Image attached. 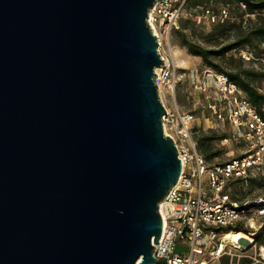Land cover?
<instances>
[{
	"label": "water",
	"instance_id": "95a60500",
	"mask_svg": "<svg viewBox=\"0 0 264 264\" xmlns=\"http://www.w3.org/2000/svg\"><path fill=\"white\" fill-rule=\"evenodd\" d=\"M159 0H0V264H156L183 161Z\"/></svg>",
	"mask_w": 264,
	"mask_h": 264
},
{
	"label": "built area",
	"instance_id": "2783aa9c",
	"mask_svg": "<svg viewBox=\"0 0 264 264\" xmlns=\"http://www.w3.org/2000/svg\"><path fill=\"white\" fill-rule=\"evenodd\" d=\"M185 2L159 0L148 17L164 60L155 69L156 82L166 107L164 128L176 140L183 161L178 182L160 204L164 226L154 247V255L158 258L156 264H222L221 259L225 256L230 259V264L234 260L241 264L242 257L250 258L245 264H264V193L244 195L253 182L264 181V105L259 109L226 73L209 68L196 77V86L211 99L212 110L235 127L233 138L244 141L240 155L227 161H209L199 150V142L192 130L194 114L173 109L165 101V89L176 101L177 73L172 34ZM241 7L246 8V4L242 2ZM261 14L264 16V8ZM255 15L245 14L243 24H249V18ZM231 17V9L223 5L218 10L205 8L198 20L215 23ZM240 55L247 61L253 60L256 66L260 63L258 67L264 70V57L245 48ZM259 90L264 93V81ZM232 184H239L245 191L242 188L229 191ZM234 230L248 231L252 244L246 249L231 242L223 246L225 236ZM259 238L262 241L257 245ZM179 241L188 245L187 251H177ZM250 248L255 252L248 255L246 252Z\"/></svg>",
	"mask_w": 264,
	"mask_h": 264
},
{
	"label": "rangeland",
	"instance_id": "374dc122",
	"mask_svg": "<svg viewBox=\"0 0 264 264\" xmlns=\"http://www.w3.org/2000/svg\"><path fill=\"white\" fill-rule=\"evenodd\" d=\"M208 5H211L215 8H219L223 6V2L218 0H211ZM203 9L202 5L196 6V7H186L183 10V13L179 19L177 27L174 29L172 34V46H173V53L175 56V64H176V73H177V86H176V101L171 94L169 90H164L166 97L165 101L167 104H169L173 109L179 108L182 112H190L194 114V119L191 122L192 130L194 133L195 138L197 139V136H200L202 134L206 133H212L215 132L217 134H227L228 140L225 139H217L213 142L212 150L213 151H220V155L215 157L213 161H227L230 160L238 155H240L244 150V141L239 140L238 138H233V133L235 132V127L229 122L224 121L220 117H218L215 112L210 107L211 99L207 96L206 93H203L202 90H200L195 83L196 77L203 73L205 70L212 67L208 66L204 63L201 56L192 54L187 47L182 46L181 44V33L187 32L191 37L195 38L196 40H199L203 42L205 45H210V40H213L214 38H219V41L223 43H229L233 41L238 31L236 29H232L229 31L226 35H220L216 34L213 36L211 34L213 30V23L208 22L206 19H203L202 21L198 20V16L202 14ZM231 15L232 16H238V11L236 8L232 7L231 9ZM240 17V16H239ZM187 24V28L183 29V25ZM250 26L249 24H243L244 28H247ZM250 49L255 50L257 54H262L263 52L261 49L257 46H250V47H241L236 51L228 52L225 60L229 61V59H232L234 61V64L243 63L246 67H258L260 63H257V66L255 65L253 60L247 61L244 59L240 52L242 49ZM253 48V49H252ZM264 48V44H262V47ZM254 51V55H257ZM236 54H235V53ZM242 57V60L239 59V57ZM219 62L223 61L222 59H218ZM241 61V62H240ZM226 64V63H224ZM228 68H231V65H227ZM214 71H217L213 69ZM264 81V80H263ZM262 81V82H263ZM262 85V83L260 84ZM198 140V139H197ZM242 186L239 184H232L229 188V191H239L241 190ZM243 191H245L244 188H242ZM248 192H246L245 196H252L254 194L264 193V181H256L253 182V184L246 189ZM252 230V229H251ZM248 231L245 232H237L235 237L234 243H236L237 240H239L243 235L247 236L249 238V243L244 244L243 247L246 249L248 246H250L253 242L251 235L247 234ZM262 241V238H259L257 240V245ZM188 245L184 242L178 243L177 251H187ZM242 248V249H243ZM234 252H238L236 249H233ZM255 252L254 248H250L246 253L248 255L253 254ZM234 259H236L234 257ZM228 257H223L221 259L222 264H230ZM250 262L249 257H242L240 263ZM214 264H221V263H214ZM233 264H237V261L234 260Z\"/></svg>",
	"mask_w": 264,
	"mask_h": 264
},
{
	"label": "trees",
	"instance_id": "16d2710c",
	"mask_svg": "<svg viewBox=\"0 0 264 264\" xmlns=\"http://www.w3.org/2000/svg\"><path fill=\"white\" fill-rule=\"evenodd\" d=\"M223 2V5L228 6L230 9L232 7L236 8L238 11V16H232L230 19L222 21H217L213 23V30L211 34L215 36L218 34L226 35L232 29L238 31L236 38L229 42L223 43L219 41V38H214L210 40V45L207 46L203 42L196 40L191 37L187 32L181 33V44L188 48V50L195 55L201 56L204 63L218 72H223L229 75L231 80L238 83L247 93L251 101L259 108L264 105V93L259 90V86L264 80V70L255 67H246L243 63L234 64L232 59L226 61L225 58L228 52H233L241 47H252L257 46L263 52L262 54H257L253 49L252 51L257 54L258 57H264V16L261 14L264 8V0H218ZM211 0H186L185 6L192 8L202 5L204 10L207 7L215 8L208 5ZM246 4V8L241 7V3ZM256 14L255 17L249 18L250 26L247 28L243 27V18L245 14ZM240 16V17H239ZM187 28V24L183 25V29ZM235 53V52H234ZM236 54V53H235ZM239 57V56H238ZM222 59L219 62L218 59ZM242 60V57H239ZM226 63V64H224ZM227 65H231L228 68ZM227 134H217L215 132L202 134L197 136L199 142V150L205 155L207 160L213 161L215 157L220 155V151H213V142L217 139H225Z\"/></svg>",
	"mask_w": 264,
	"mask_h": 264
},
{
	"label": "bare ground",
	"instance_id": "6f19581e",
	"mask_svg": "<svg viewBox=\"0 0 264 264\" xmlns=\"http://www.w3.org/2000/svg\"><path fill=\"white\" fill-rule=\"evenodd\" d=\"M237 232H243V231H239V230H234L232 232H228V234L225 236L224 242H223V246L228 243L231 242L233 244H235L236 246H243L244 244H248L249 243V238L245 235H243L239 240L236 241V243H234L235 239H233L235 237V235L237 234ZM241 249L243 247H240ZM244 249V248H243Z\"/></svg>",
	"mask_w": 264,
	"mask_h": 264
}]
</instances>
